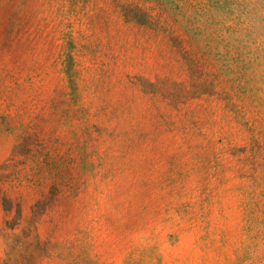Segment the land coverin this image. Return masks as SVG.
<instances>
[{"label":"rangeland","instance_id":"1","mask_svg":"<svg viewBox=\"0 0 264 264\" xmlns=\"http://www.w3.org/2000/svg\"><path fill=\"white\" fill-rule=\"evenodd\" d=\"M0 264H264V0H0Z\"/></svg>","mask_w":264,"mask_h":264}]
</instances>
